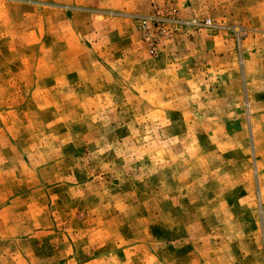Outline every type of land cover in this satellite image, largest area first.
I'll return each mask as SVG.
<instances>
[{
    "label": "rangeland",
    "instance_id": "1",
    "mask_svg": "<svg viewBox=\"0 0 264 264\" xmlns=\"http://www.w3.org/2000/svg\"><path fill=\"white\" fill-rule=\"evenodd\" d=\"M0 264H264V0H0Z\"/></svg>",
    "mask_w": 264,
    "mask_h": 264
}]
</instances>
